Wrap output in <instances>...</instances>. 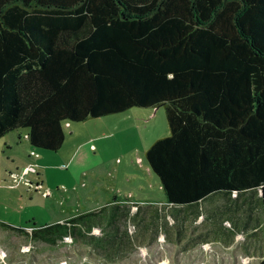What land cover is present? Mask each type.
Returning <instances> with one entry per match:
<instances>
[{"label":"trees","instance_id":"16d2710c","mask_svg":"<svg viewBox=\"0 0 264 264\" xmlns=\"http://www.w3.org/2000/svg\"><path fill=\"white\" fill-rule=\"evenodd\" d=\"M160 104L165 200L256 189L263 230L264 0H0V138L56 150L68 121Z\"/></svg>","mask_w":264,"mask_h":264},{"label":"rangeland","instance_id":"374dc122","mask_svg":"<svg viewBox=\"0 0 264 264\" xmlns=\"http://www.w3.org/2000/svg\"><path fill=\"white\" fill-rule=\"evenodd\" d=\"M156 108L131 106L119 112L68 121L65 124L66 136L56 150L30 146L22 132L21 142L14 144L11 150L15 152V162L6 157L7 151L0 155V186L8 185V188L0 187V196H7L9 193L13 197V203L7 204V208L8 212L14 214L11 216L15 220L17 218L16 223L18 221L25 229V225L43 226L71 214L77 215V219L82 216L84 221L98 225H119L124 219L131 240L105 243L99 249L106 255L104 256L94 252L93 244L83 245L89 249V253L86 250L85 253L76 250L79 247L76 242L80 238L76 242L73 238L71 242V237L68 239L63 234L59 236L55 247L53 242H43L36 237L31 239L28 233H23L20 238L26 243L19 247L12 244V241L0 245V264H255L260 260L264 255V235L261 228L259 192L256 189L240 193L237 199L230 202L233 204L231 212L236 218L249 215L250 221L245 230L248 231L235 233V243L230 246H225L220 241L211 242L216 248L218 246V254L213 253L211 244L201 245L200 253L195 252L199 246H196L192 254L183 253L179 251L177 240H170L175 239L177 232L185 231L183 235H188L190 228L187 222L192 217L189 210L196 208V203L176 204L172 207L165 204L164 211L161 209L159 214L147 207L149 203H138L136 210L132 212L124 211L122 204L118 208L114 207L115 202L102 204L101 207L98 205L106 202L107 198L102 197L105 194L110 197L112 194L109 191L113 189L121 197L125 193L129 194L128 197L133 194L137 198L164 199L157 175L145 170L148 168L146 148L156 137L169 132L164 106L160 104ZM6 165L12 166V169L16 165L20 170V165H27L28 171L15 183L17 176H9L4 171ZM138 193L142 196H138ZM201 207L203 209V205ZM207 210L209 208H204V211ZM171 217L173 221H170ZM196 217V223L198 219V222L209 224L208 230H205L207 236L212 234V230L217 231L215 227L211 229L217 222L213 215ZM183 219L184 224H179ZM229 220L223 221L224 225L233 227V220ZM148 222H155L157 228L165 233V240L157 242V246L142 240V230ZM236 222L239 224L240 221ZM45 232L46 229L38 231L39 234ZM10 236L12 232L7 234V237ZM218 236L222 238L220 232ZM89 240L96 241L94 237H89ZM191 241L188 239L187 244ZM140 245L149 251V258L142 262L137 261L140 257L145 258V255L139 253ZM56 248L59 255L54 258ZM136 252V259L129 260L131 255L128 254L135 255ZM151 253H158L160 257L165 253V260L151 261ZM241 254L245 255L240 256ZM116 258L128 260H115ZM17 260L20 261L16 262Z\"/></svg>","mask_w":264,"mask_h":264},{"label":"crops","instance_id":"0c3cea01","mask_svg":"<svg viewBox=\"0 0 264 264\" xmlns=\"http://www.w3.org/2000/svg\"><path fill=\"white\" fill-rule=\"evenodd\" d=\"M156 107L157 106L152 107V108L156 110L157 109ZM151 114H154V112ZM22 132H24L26 135V129H23V130L17 129V130H13V131L6 133L0 138V155H3V153L7 151L6 157L10 158L12 162H15L14 160L15 152L13 153L11 152V150L14 144L21 142L20 134ZM15 135H16V138H15ZM6 166L7 167L4 169V171L7 172L9 176L12 173L13 175L19 176L22 178L26 174L22 170L25 168H28L27 165H20V167H22L21 170L16 165L14 169H12V166L10 165H6ZM145 170L150 171L149 168H146ZM128 180L130 179L128 178ZM6 186L8 185L6 184ZM6 186H0V187L8 188ZM246 191H249V189L243 190L236 194L234 192H229V191H216V192H212L206 195L205 197L197 200L196 202H193V203H196V208H191L189 210L192 212V217L187 222L188 228H190V232L188 233V235H183L185 231L181 233L177 232L175 239H170V240L171 241L177 240V244L180 246L179 251H182L183 253H189V254H192L191 252L195 250L196 246H199V248L195 252H199V253L202 252V249L200 246L209 245L211 244V242L219 243L220 241V243H222L225 246L233 245V243H235V240H234L235 233L240 234L241 232H244L247 229L250 220H249V215H247V217L240 216L239 218H236L234 214L231 212L233 209L232 207L233 204L230 202L233 201L234 199H237L240 193H244ZM109 193L112 194L111 196H112L113 201L111 199V196L109 197V194L107 193L108 197L106 194L104 197H102L104 199L107 198L105 200L106 202L99 203L98 205H100V207L102 206V204H105V203L108 204L110 202H115L114 207L118 208L119 207L118 205L122 204L124 205V208H125L124 211L132 212L133 210H136L138 203L141 202V203H149L147 207L153 212L158 211V214H159V211H161V209L162 211H164L165 204L171 207L176 205V204L168 203L165 200V196L163 200L162 199H150V198H137V197H134L133 194H131V196L128 197L127 195H125V193L123 194L124 197H121V195L116 189L110 190ZM233 193H234V196H233ZM138 196H142L141 193H138ZM19 197H22V195H20ZM12 198L13 197L9 193H7V196L6 195L0 196V245H5L6 241H8L9 243L12 241V244L19 247L20 244L26 243L25 241H23L22 238H20V236H22L23 233H28L31 239H34V237H36L40 241H43V242H50V243L53 242L55 244V247H57V240L59 236H63L64 234L68 239L71 237V242L73 241V238L76 239L74 242H76L77 239L80 238V240L76 242L77 244H79V247L76 248V250H79V252L85 253L84 250H86L89 253V249L83 247V245L93 244L95 246L93 248L94 252L96 251L99 254L101 253L99 249L101 247H104L105 243L109 244V243H115L117 241L122 242V241L131 240L128 236L129 232L127 230V224L124 219L119 225L117 223H113V224L106 223L104 225H98L95 223H89V222L84 221L81 218L82 217L81 215H80L81 217L77 219L78 218L76 217L77 215L71 214L64 219L56 220L55 222H59L60 225L50 226L49 230L47 229L44 234L38 233V231L40 230L38 228L42 226L35 225L34 223H33L34 225H28V226L25 225L27 228L24 229V227H21V225H19L18 221L16 223L17 218L15 220L11 216L14 214L8 212L7 204L13 203ZM200 203H202L203 209L201 207L202 205H199ZM210 203L212 206H210ZM204 208H209V210L204 211ZM206 214L213 215L215 222L217 221L216 224H213L211 226V229H214L213 227H215L217 231L212 230V234L209 236H207L205 233V230H208L209 224L198 222L199 221L198 219H197V223L196 221H194L197 218L196 216H198V218H201V216H206ZM233 218H236V219L233 220ZM229 219L233 220V227L224 225L223 221H230ZM10 221L15 222V223H9ZM170 221H173L172 217L170 218ZM181 221L182 222L181 223L179 222V224L183 225L185 222V219ZM236 221L238 222L240 221L239 224H237ZM55 222H52L49 224H53ZM210 224H212V222ZM164 225H165V221H164ZM155 226H156L155 222L152 224L149 222L145 224V227L142 230L143 231L142 240L150 241V243L155 244V246H157L158 245L157 242L165 240V233L162 230H159V227L157 228V226L155 229ZM29 227H34V229L29 230L28 232ZM197 228L198 230H196ZM136 230L137 228L135 226V231ZM247 231H245V233ZM11 232H12V236L7 237V234L8 233L10 234ZM219 232L222 238L218 236ZM89 237L90 239L94 237L96 241L91 242L89 240ZM133 239L137 240V238H133ZM188 239L192 240L191 243L189 244H187ZM211 246L214 249L213 253L218 254L219 253L218 246L217 248L215 247L214 244L213 245L211 244ZM139 248H140L139 253L141 255H145V258L143 259L142 257H140L137 259V261L142 262V261L147 260V258H149L147 257L149 255L148 249L143 245H140ZM55 251L56 252H54V258H56L57 255H59L57 248ZM67 254H69V252H67ZM101 254L104 255V253H101ZM247 254H249V251H247ZM136 255H138L137 252L135 253V255L128 254V256H130L129 260H135ZM244 255L245 254H241L240 256H244ZM164 256H165V253H164ZM164 256L160 257L158 256V253L150 254L151 261L154 260V261L160 262L161 260H165ZM103 259L105 258L103 257ZM115 260H128V258H118V259L116 258ZM19 261L20 260H17L16 262H19Z\"/></svg>","mask_w":264,"mask_h":264},{"label":"built area","instance_id":"2783aa9c","mask_svg":"<svg viewBox=\"0 0 264 264\" xmlns=\"http://www.w3.org/2000/svg\"><path fill=\"white\" fill-rule=\"evenodd\" d=\"M24 173H26L27 171H28V168H25V169H23L22 170ZM22 179V177H19V176H17L16 177V181H15V183L17 182V181H19V180H21ZM129 195V194H128ZM32 229V227H29V230H31Z\"/></svg>","mask_w":264,"mask_h":264},{"label":"water","instance_id":"95a60500","mask_svg":"<svg viewBox=\"0 0 264 264\" xmlns=\"http://www.w3.org/2000/svg\"><path fill=\"white\" fill-rule=\"evenodd\" d=\"M264 223V222H263ZM264 226V225H263ZM263 234H264V229H263Z\"/></svg>","mask_w":264,"mask_h":264}]
</instances>
